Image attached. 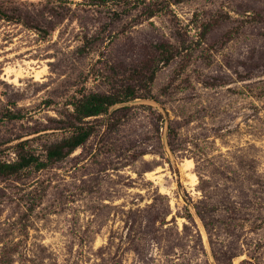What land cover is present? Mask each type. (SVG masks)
Here are the masks:
<instances>
[{"label": "rangeland", "instance_id": "obj_1", "mask_svg": "<svg viewBox=\"0 0 264 264\" xmlns=\"http://www.w3.org/2000/svg\"><path fill=\"white\" fill-rule=\"evenodd\" d=\"M0 9L20 18H0L2 161L45 158L77 97L159 65L71 154L0 178V264H264V0Z\"/></svg>", "mask_w": 264, "mask_h": 264}, {"label": "trees", "instance_id": "obj_2", "mask_svg": "<svg viewBox=\"0 0 264 264\" xmlns=\"http://www.w3.org/2000/svg\"><path fill=\"white\" fill-rule=\"evenodd\" d=\"M107 3L110 0H93ZM126 1V0H125ZM116 14H118L116 12ZM150 16L155 12L151 8L148 11ZM0 18L17 19L15 15H10L0 9ZM202 37H205L209 26H205ZM161 52L164 63H169L174 57L175 52L167 43L157 45ZM159 70V65L153 63H145L140 68H135V74L139 77L140 84H126L121 88H117L111 92H88L77 97L72 103L74 110L72 113L69 127L73 128L69 136L63 137L61 140L51 143L46 146L45 158H40L35 154H20L17 160L2 161L0 160V178L19 174L22 170L35 166L38 169L47 167L48 165L63 159L71 154L77 147L86 142L91 134V129L87 128L83 123L88 117L99 116L107 113L113 106L130 101L137 97H146V94L141 91H150L151 82L155 79L156 73ZM148 72L147 76L145 75ZM16 117V114H10ZM9 115V116H10Z\"/></svg>", "mask_w": 264, "mask_h": 264}, {"label": "bare ground", "instance_id": "obj_3", "mask_svg": "<svg viewBox=\"0 0 264 264\" xmlns=\"http://www.w3.org/2000/svg\"><path fill=\"white\" fill-rule=\"evenodd\" d=\"M17 80V79H16Z\"/></svg>", "mask_w": 264, "mask_h": 264}]
</instances>
